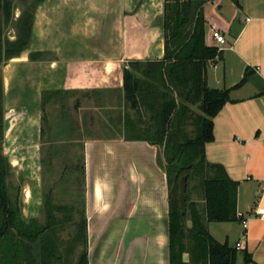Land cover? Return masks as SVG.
Returning <instances> with one entry per match:
<instances>
[{
  "label": "crops",
  "instance_id": "crops-1",
  "mask_svg": "<svg viewBox=\"0 0 264 264\" xmlns=\"http://www.w3.org/2000/svg\"><path fill=\"white\" fill-rule=\"evenodd\" d=\"M204 2L205 44L222 51L208 64L207 86L230 90V102L213 119L214 140L205 157L238 183L236 220L206 226L219 243L242 244L235 264H246V256L249 264H264V219L254 215L264 209V0ZM165 4L43 0L28 47L2 66L8 122L3 153L20 177L39 178L49 145L80 152L81 206L51 210L68 224H86L88 264H171L166 142L152 140L158 107L147 85L158 73L150 64L165 54ZM214 30L226 37L223 47ZM126 70L143 83L137 108L126 98ZM159 96L163 104L167 96L184 103L163 87ZM30 196L23 220L40 218ZM192 202L204 208L202 196ZM35 254L40 264L41 254Z\"/></svg>",
  "mask_w": 264,
  "mask_h": 264
},
{
  "label": "trees",
  "instance_id": "trees-1",
  "mask_svg": "<svg viewBox=\"0 0 264 264\" xmlns=\"http://www.w3.org/2000/svg\"><path fill=\"white\" fill-rule=\"evenodd\" d=\"M43 0L31 4V10L25 11L17 20L18 32L16 38H3L0 26V264H35L32 256L34 251L44 257L53 256V242L50 241L49 229L52 223L40 225L36 220L26 223L18 202H14L9 194L6 183L9 163L3 153V141L6 133L4 111L3 79L1 63H4L25 50L31 39L34 12ZM238 3V0H232ZM204 0H166L163 17L164 57L161 62L150 64V68L158 71L156 81L148 85L157 104L155 120L161 126L156 133L157 142H166V171L170 184V241L171 264H235L237 249L228 244H221L209 233L206 226L210 222H232L236 220L238 183L228 176L221 165L210 164L205 157V147L214 140L213 119L230 102V90H214L207 86L206 74L208 64L222 56V51L205 44L206 20L204 16ZM10 0H0V11L10 18L12 10ZM6 18V21L8 20ZM36 55H32L35 58ZM139 63H132V66ZM150 70V69H149ZM243 83V82H242ZM143 83L135 74L126 70L124 88L126 98L132 108L138 107L137 95ZM160 87L173 95L178 94L187 103H199L200 114L196 115L197 136L186 139L181 131L179 139L173 146L169 142L176 135L172 134L176 120L188 118L192 111L184 104L178 103L175 97L167 96L166 104L162 103ZM163 96V95H162ZM165 96V95H164ZM161 101V102H160ZM154 119V117H153ZM179 133L177 130L176 133ZM170 140L167 142V139ZM186 139V140H185ZM150 141V140H149ZM193 156L191 160L190 156ZM212 169V174L206 176L204 166ZM202 174L201 189L203 192L204 208L199 209L196 202L189 203L186 195V209L180 208L179 183L182 176L189 179L192 171ZM176 172L175 178L173 173ZM51 213V212H50ZM191 217L192 227H187L188 217ZM184 228L195 247L190 251V261L185 262L177 255L174 247L176 233ZM84 229L85 252L81 264H88L86 243V224ZM23 239H26L24 241ZM183 251V250H182ZM11 261V262H10ZM45 262V261H44ZM251 263L246 256V264Z\"/></svg>",
  "mask_w": 264,
  "mask_h": 264
},
{
  "label": "rangeland",
  "instance_id": "rangeland-1",
  "mask_svg": "<svg viewBox=\"0 0 264 264\" xmlns=\"http://www.w3.org/2000/svg\"><path fill=\"white\" fill-rule=\"evenodd\" d=\"M34 1L36 0H10L12 4L10 18L4 11H0V26L3 31V38L7 37L12 40L16 37L18 32L17 20L25 11L32 9L31 4ZM7 17L9 21H6ZM2 66L3 63H1V73ZM183 104L184 106H187L190 111H192V115L190 117L188 114V118H184L183 121L176 120L170 125V127H175L172 132L173 136L174 132L176 134L171 141L166 138L167 142L170 141L169 143L172 144L169 145L171 147L178 141L181 131L185 134L186 139H194L197 136L198 128L195 119L196 115L200 114L199 103H187L184 100ZM47 127L48 125L46 128ZM160 129L161 126L159 125L153 133L156 135ZM177 130L179 133H176ZM98 133V131L94 132L95 135ZM45 141L48 142L49 139L46 138ZM162 148L165 150V146ZM69 149L70 148L67 147L64 148V146L59 147L53 145H49V147L44 148L41 173L39 178L34 180L21 178L19 170L14 169L8 161L10 168L6 183L8 185L11 199L14 202L17 201L20 206V210H22V205H25L26 202V194H30L31 192L30 200L31 197H33L34 203H37L40 206V218L35 220L43 226H46L48 223L53 224V226L49 229L51 234L49 239L53 242L54 249L52 251L54 257H44L43 259V256L41 255L42 259L40 264H81L83 254L85 252L84 229L82 223L79 222L78 226L68 224L67 222L61 220V213L55 211L64 206H68L70 203L74 204L75 207L79 209L82 203L81 193L83 181L81 173V155L77 148H74L73 151ZM190 158L193 160L192 155ZM164 162L166 166L167 161L165 154ZM201 167L204 169L203 172L201 171L202 174L205 173L206 176L212 174V169L206 167V165ZM191 173L192 177L188 181L187 196L189 203L193 200L199 202L201 196L203 198V192L201 189L202 174L200 175L199 172H195L194 170ZM175 176L176 172L173 173L174 178ZM52 208L55 210H51ZM78 212L79 210L76 211V213ZM188 218L187 227L191 228L192 221L190 214ZM24 221L28 223L33 220L25 219ZM176 234L174 247L177 255L179 253V255L182 256V259L185 262H188L190 261V251L195 247V244L191 239H189L186 231L184 233V228ZM23 240L26 241V239ZM35 252L36 251L32 253V256L36 264L38 263V260Z\"/></svg>",
  "mask_w": 264,
  "mask_h": 264
},
{
  "label": "built area",
  "instance_id": "built-area-1",
  "mask_svg": "<svg viewBox=\"0 0 264 264\" xmlns=\"http://www.w3.org/2000/svg\"><path fill=\"white\" fill-rule=\"evenodd\" d=\"M212 37L214 39V41L217 43L218 46L223 47L224 45L227 44V39L226 37L218 30H214L212 33ZM254 215L260 219H264V209L263 208H258ZM243 228L245 230L248 229V220H244L243 221ZM246 235V234H245ZM242 248V244L238 243L237 244V249H241Z\"/></svg>",
  "mask_w": 264,
  "mask_h": 264
},
{
  "label": "water",
  "instance_id": "water-1",
  "mask_svg": "<svg viewBox=\"0 0 264 264\" xmlns=\"http://www.w3.org/2000/svg\"><path fill=\"white\" fill-rule=\"evenodd\" d=\"M188 190V178L182 176L179 183V203L182 211L186 209V195Z\"/></svg>",
  "mask_w": 264,
  "mask_h": 264
}]
</instances>
